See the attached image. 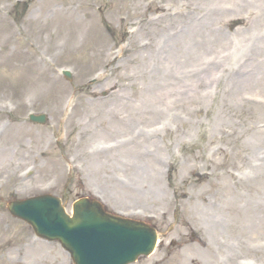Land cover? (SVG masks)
I'll return each instance as SVG.
<instances>
[{"label": "rangeland", "instance_id": "rangeland-1", "mask_svg": "<svg viewBox=\"0 0 264 264\" xmlns=\"http://www.w3.org/2000/svg\"><path fill=\"white\" fill-rule=\"evenodd\" d=\"M210 5L0 0V264H74L58 243L37 238L8 211L9 201L43 192L58 195L69 211L78 197L96 194L110 211L155 216L153 224L165 229L161 241L134 264H188L202 255L193 244L168 245L172 235L187 239L188 218L200 220L209 228L206 240L220 245L198 256L203 264H238L239 258L264 264V13L251 8L245 25L234 14L221 24L230 34L242 28L239 41L258 36L245 54L226 57L234 71L245 57V73L253 75L239 99L224 78L213 94L161 107L163 86L151 76L150 56L165 28L198 21ZM153 6L171 15L153 23ZM213 38L204 41L206 55L223 59L219 54L230 44L236 48L233 35ZM122 40L127 46L117 50ZM196 60L209 76L215 72ZM62 68L72 71V81ZM100 71L106 77L96 78ZM32 110L47 113L48 123L28 120ZM121 139L113 152L101 149ZM177 201L180 223L172 234L167 226Z\"/></svg>", "mask_w": 264, "mask_h": 264}, {"label": "bare ground", "instance_id": "bare-ground-1", "mask_svg": "<svg viewBox=\"0 0 264 264\" xmlns=\"http://www.w3.org/2000/svg\"><path fill=\"white\" fill-rule=\"evenodd\" d=\"M210 1L209 12L199 17L201 21H195L184 27L182 26L179 30L178 28L172 29V27L165 28L168 31L153 46L154 49L150 56V63L153 65V74L151 76H155L160 82V86H163L160 89L162 93L159 95V98L163 101V103L159 104L161 107L166 101L171 106H176L177 104L183 105L185 101H191L199 95L213 94V90L219 88L224 78L229 86V94L232 98L239 99L242 95V89L253 78V75L245 73L246 69H248V60L246 62L245 58L242 57V64L238 66V70H229L228 63L230 64L232 60L229 59L226 62L217 61L211 54L206 55L204 41L206 39L213 41V37L216 38L217 33H219L221 39H227L230 33H226L227 31L223 28H216L215 22L223 23V19L231 17L233 14L237 16L245 14L251 8H253L251 10L252 13L262 14L264 13V4L262 3L264 0ZM226 1L231 4V7L228 6L227 8ZM261 4H263L261 8H256L257 5L261 6ZM151 12L157 16L156 18L152 17L153 23L161 21L163 17L166 18L165 15L169 14V10L164 6H153L151 7ZM143 14H145L144 18L147 17L148 21V16L150 15L146 14V12ZM237 34H243V29L238 28ZM260 40L264 41L262 37ZM151 46L143 47V49L147 51ZM238 52L239 54H243L241 46H239ZM112 54L110 56L114 60ZM199 56L200 60H203V63L208 64V67L216 72L209 76V70H203L200 64L197 63L198 60L196 59ZM250 71L252 72L251 68ZM156 89H159V87L154 88V90ZM110 152H113V150L108 151V153ZM261 162H263V158ZM139 168L138 172L142 176L150 175L144 171L143 167Z\"/></svg>", "mask_w": 264, "mask_h": 264}, {"label": "water", "instance_id": "water-1", "mask_svg": "<svg viewBox=\"0 0 264 264\" xmlns=\"http://www.w3.org/2000/svg\"><path fill=\"white\" fill-rule=\"evenodd\" d=\"M11 209L44 235L50 232L51 237L71 241L80 264H126L144 252L149 254L156 241L155 231L147 225L112 217L86 200L76 205L72 220L52 197L15 203Z\"/></svg>", "mask_w": 264, "mask_h": 264}]
</instances>
